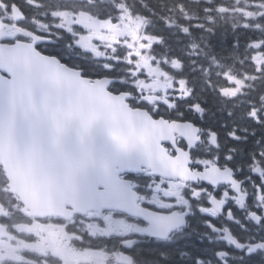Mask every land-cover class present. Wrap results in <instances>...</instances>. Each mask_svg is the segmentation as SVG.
<instances>
[{
    "label": "flooded vegetation",
    "instance_id": "flooded-vegetation-1",
    "mask_svg": "<svg viewBox=\"0 0 264 264\" xmlns=\"http://www.w3.org/2000/svg\"><path fill=\"white\" fill-rule=\"evenodd\" d=\"M13 4L18 5L26 16L37 10L36 1L21 0V3H16L14 0H0V10L3 9L4 14L0 15L3 21H0V30L10 26L18 31L31 27V22L27 20L19 23L12 21ZM65 16L60 23L61 30H65L69 36V47L65 48L63 43L54 41L50 48L39 45V50L57 57L65 53V60H74L90 72L97 71L98 65L100 71L116 79L113 92L131 94L128 103L133 109L146 110L155 119L191 122L197 128L193 138H198V141L193 143L191 132L188 142L194 144L192 146L179 137L176 139L177 146L190 153V169L198 172L214 167L231 170L234 178L241 183V194L238 196L232 192L228 185L174 181L158 177L146 169L138 173H124L120 178L129 181L137 194L140 208L153 216L188 211L185 219L189 228H177L167 239H157L145 235L148 225L144 220L117 210L75 214L68 220L56 216L38 219L28 217L27 224L23 225L27 234L19 237L12 225V233L8 229L9 239L2 243L3 248L9 251L19 247L16 254L21 256L20 261L25 264H142L139 258L144 249H159L160 245L174 249L184 238H195V235L205 232L211 236H206L207 239L212 238L213 243L221 246L218 247L220 253L223 252L222 247L244 257L264 253V248H249L255 245V238L261 234V229L264 236V155H254L253 152L241 157L238 147L227 141L238 142L239 146L246 139L231 136L230 130L227 136L221 138L209 125L207 112L203 111L200 115L199 105L191 103L189 88L182 83L176 85L169 80H161L159 75L154 80V77L142 71V58L131 60L119 56V48L113 46L111 35L120 36L122 29L110 20L89 16L90 20L85 18L82 22L85 27L77 32L72 19L75 15L68 12ZM96 33L101 34L97 35L99 39H95ZM15 39L13 32L0 34V42L12 43ZM115 43L119 44V41ZM119 47L122 48V45L119 44ZM93 50H97L98 55ZM129 74L134 78L131 83L126 82L129 79L126 75ZM92 75L93 78L101 77L100 72ZM199 115L200 119L196 120L198 123L194 116ZM165 147L174 155L172 146L166 144ZM245 191L246 198L243 195ZM210 195L215 197L217 203H210ZM229 236L237 243H233ZM0 252L3 256V249ZM91 254L93 256L89 259ZM127 260L130 262L125 263ZM250 264L263 263L251 260Z\"/></svg>",
    "mask_w": 264,
    "mask_h": 264
},
{
    "label": "water",
    "instance_id": "water-1",
    "mask_svg": "<svg viewBox=\"0 0 264 264\" xmlns=\"http://www.w3.org/2000/svg\"><path fill=\"white\" fill-rule=\"evenodd\" d=\"M13 11L16 16L18 7ZM31 37L30 43L0 44V165L10 191L33 214H66V206L72 212L130 210L125 188L112 178L142 167L184 182L239 185L230 170H190V155L175 147V139L179 135L188 142L195 128L191 123L154 120L145 111L130 109L127 95L107 91L111 80L83 77L39 53L35 47L47 40ZM114 122L131 133L126 146L113 138ZM163 143H170L176 156ZM135 214L150 223V237H166L178 221L167 216V226L161 228Z\"/></svg>",
    "mask_w": 264,
    "mask_h": 264
},
{
    "label": "trees",
    "instance_id": "trees-1",
    "mask_svg": "<svg viewBox=\"0 0 264 264\" xmlns=\"http://www.w3.org/2000/svg\"><path fill=\"white\" fill-rule=\"evenodd\" d=\"M97 6H104L93 0ZM122 1L133 15L145 21V33L152 38L148 56L164 61L163 68L192 89V103L207 112V121L219 136L235 130L245 143L227 141L238 147L241 157L264 151V65L252 62L257 44L264 52V0H115ZM21 3V0H14ZM107 4V3H106ZM85 8L87 3H81ZM110 6V4L108 3ZM113 6V5H111ZM90 72V71H89ZM234 96L225 91L237 88ZM220 121V122H219ZM222 121V123H221ZM242 132L244 134H242ZM263 154V153H262ZM3 191L0 171V198ZM174 249L169 246L140 252L142 264H248L244 257L225 247L227 263L218 256L220 245L209 243L203 234L184 238ZM206 255V256H205ZM198 264V263H197Z\"/></svg>",
    "mask_w": 264,
    "mask_h": 264
},
{
    "label": "snow or ice",
    "instance_id": "snow-or-ice-1",
    "mask_svg": "<svg viewBox=\"0 0 264 264\" xmlns=\"http://www.w3.org/2000/svg\"><path fill=\"white\" fill-rule=\"evenodd\" d=\"M92 119H94V116L88 117L86 123H90ZM111 134H112V136H113L114 139H116L122 145H125V146H126L127 141H128V136L131 135L130 132L126 134L124 132V130L116 122L113 123V127L111 129ZM262 180H264V178H262ZM112 182L114 184H118L119 183V180H118V178H116L115 176H113ZM236 191H239V189H236ZM217 195H219V194H217ZM243 195L246 198V195H247L246 191H245V193ZM209 200H210V203L211 204L217 203V201L215 200V197L213 195H210L209 196ZM130 210L133 211V212H135V213H137V214H142V215L146 216L150 221H152V223L154 225H156L158 227L163 228V227H166L167 226V221H166V219L164 217L153 216L151 213H148V212L144 211L143 209H141L139 207V205L135 204L134 202L131 203ZM229 239L232 240L233 243H237V241H235L231 236H229ZM252 247L264 248V243H259V244L251 245V246H249L250 250H251ZM219 255L221 257H223L225 254L223 252H221ZM251 260H252V258L250 257L249 258V264H250Z\"/></svg>",
    "mask_w": 264,
    "mask_h": 264
},
{
    "label": "rangeland",
    "instance_id": "rangeland-1",
    "mask_svg": "<svg viewBox=\"0 0 264 264\" xmlns=\"http://www.w3.org/2000/svg\"><path fill=\"white\" fill-rule=\"evenodd\" d=\"M125 15H127V14L125 13ZM82 16H83V18L81 16H78V15L75 16L73 18V21L77 22L80 20H84V18L90 20L89 17L84 16V15H82ZM119 16H121V19L124 20L123 15H119ZM123 20L120 21V23L122 24V28H123L121 35H123V38L128 41V50H129V52H131V50L132 51L135 50L134 47L139 46L141 44V42H144V38L141 39V36H142L141 35V27L138 28V26H137L138 20H136L134 17H131V18L129 17L126 21H123ZM12 32H14V31L10 27L4 28V30L2 28L0 30L1 35H3V33H12ZM140 47L142 49V45ZM231 93L232 92H229V91L226 92L227 96L231 95Z\"/></svg>",
    "mask_w": 264,
    "mask_h": 264
},
{
    "label": "bare ground",
    "instance_id": "bare-ground-1",
    "mask_svg": "<svg viewBox=\"0 0 264 264\" xmlns=\"http://www.w3.org/2000/svg\"><path fill=\"white\" fill-rule=\"evenodd\" d=\"M206 256V255H205Z\"/></svg>",
    "mask_w": 264,
    "mask_h": 264
}]
</instances>
